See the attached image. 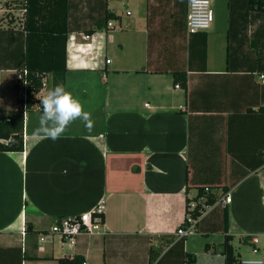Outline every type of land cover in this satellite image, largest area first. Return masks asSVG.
<instances>
[{
	"label": "crops",
	"instance_id": "obj_1",
	"mask_svg": "<svg viewBox=\"0 0 264 264\" xmlns=\"http://www.w3.org/2000/svg\"><path fill=\"white\" fill-rule=\"evenodd\" d=\"M245 1L210 0L211 26L189 33L188 0H67L64 25L75 40H66L64 87L94 127L76 120L60 139L35 137L41 110H32L23 150L0 151V264L73 255L86 264H148L154 237L175 233L201 186L216 195L227 188L231 243H250L251 258L262 255L264 264L263 29L251 46L264 14L246 12ZM106 12L116 16L113 27L98 28ZM14 19L0 8L4 110L14 107V70L25 57ZM176 70L185 86L174 83ZM3 73L11 74L6 89ZM99 203L103 221L73 243L50 232ZM223 228L220 206L207 208L184 241L193 259L186 264H224ZM207 242L213 250L204 251Z\"/></svg>",
	"mask_w": 264,
	"mask_h": 264
},
{
	"label": "trees",
	"instance_id": "obj_2",
	"mask_svg": "<svg viewBox=\"0 0 264 264\" xmlns=\"http://www.w3.org/2000/svg\"><path fill=\"white\" fill-rule=\"evenodd\" d=\"M18 1L16 0L17 3ZM20 3L25 8V17L23 26L16 29L15 32L24 36L25 57L15 67V70H27V78L36 92L41 87V77L45 75L48 79L46 89L51 90L58 84L64 85L66 40L68 36L64 25L67 16V0H20ZM245 4L246 12L254 14L255 17H260L264 14V0H246ZM115 18L116 16L113 12H106L104 19L97 27H105L109 21ZM262 29L264 32V22L262 23L260 20L258 27L253 32L254 37L251 39V46L253 45L252 40L255 39L254 46H252L255 50V47H258L259 43L257 35L262 32ZM92 31H88L89 34L93 33ZM228 49L229 47L227 46V58L230 55ZM261 50L264 52L262 48H260ZM41 53L47 56L50 55L52 59H41ZM204 53L205 46L203 45L202 54ZM173 81L185 86V73L177 70L173 71ZM13 87L15 89L16 85L13 84ZM40 103V99L29 98L25 105L21 106L20 104V107H17V99L15 97L12 109H0V138L5 140L0 142V151L23 150L24 112L41 110ZM226 189H223L221 194L216 195L209 186L198 187L196 194L189 200H186L185 217L183 220L187 216L197 219L194 229L198 231V225L206 209L217 205L220 206L224 224L223 232L225 233L223 242L221 243L224 264H244L239 259V254L231 243L232 236L227 234V229L225 228L229 216L228 207L227 205L215 204L225 195ZM191 202H194L193 208H189ZM101 221H103V214L101 215ZM154 238L155 244L150 245L148 248V264H186V262L193 260L192 256L184 250L186 237H180L174 233ZM214 247L213 244L207 242L204 245V251L213 250ZM57 261L58 264H81L84 262L83 257L80 255L60 257Z\"/></svg>",
	"mask_w": 264,
	"mask_h": 264
},
{
	"label": "built area",
	"instance_id": "obj_3",
	"mask_svg": "<svg viewBox=\"0 0 264 264\" xmlns=\"http://www.w3.org/2000/svg\"><path fill=\"white\" fill-rule=\"evenodd\" d=\"M0 8L4 13L10 14L14 19V28L19 29L23 26L25 8L21 3H17L16 0H0ZM16 11V12H15ZM16 13V15H15ZM214 20V11L210 0H188L187 14H186V29L187 32L193 33L199 30L208 29ZM108 27H113L112 21L107 23ZM90 35L84 34L82 38L88 39ZM75 36L73 34L68 36L67 43L73 44ZM107 62L109 60H106ZM261 81L264 83V76L261 75ZM14 84L15 97L17 99V107L25 105L26 101L31 99H40L41 93L46 89L48 84L47 76L41 77V87L36 92L34 91L31 82L27 78V70H14ZM38 108V106H36ZM8 120V119H6ZM231 202V196L226 194L222 196L216 204L228 205ZM194 207V202H191L189 208ZM103 214V205L97 204L91 211L78 214L76 216H69L55 221L51 227L50 232L56 234L63 242L73 243L75 237L89 233L92 230V226L95 222L101 221V215ZM197 219L187 216L185 220L177 227L175 234L180 237H188L195 232V224ZM254 243L257 242V238H253ZM253 252H257L256 247L252 248ZM264 253V246H263ZM244 264H261L262 260H246ZM81 264H86L82 262Z\"/></svg>",
	"mask_w": 264,
	"mask_h": 264
},
{
	"label": "clouds",
	"instance_id": "obj_4",
	"mask_svg": "<svg viewBox=\"0 0 264 264\" xmlns=\"http://www.w3.org/2000/svg\"><path fill=\"white\" fill-rule=\"evenodd\" d=\"M41 115L38 127L34 129L33 136L51 139H60L69 125L76 120H81L85 128L91 132L94 121L91 113L84 110L81 101L67 91L63 84L56 85L53 89L40 98ZM28 114L24 112V119ZM67 174V170H65Z\"/></svg>",
	"mask_w": 264,
	"mask_h": 264
},
{
	"label": "rangeland",
	"instance_id": "obj_5",
	"mask_svg": "<svg viewBox=\"0 0 264 264\" xmlns=\"http://www.w3.org/2000/svg\"><path fill=\"white\" fill-rule=\"evenodd\" d=\"M4 12V11H3ZM16 12V11H15ZM10 76L11 74L10 73H3L1 75V80H2V87L4 89L7 88V86H9V82L11 81L10 80ZM234 244H235V247H236V250L241 252L244 259L243 260H247V259H254V260H258L262 258V255H260V258L259 257H256V258H251L252 256V248H251V245L250 243H247V242H242V241H239L237 238L234 240Z\"/></svg>",
	"mask_w": 264,
	"mask_h": 264
}]
</instances>
